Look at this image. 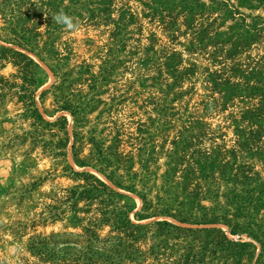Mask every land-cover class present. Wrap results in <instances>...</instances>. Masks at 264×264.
Listing matches in <instances>:
<instances>
[{"label":"rangeland","instance_id":"374dc122","mask_svg":"<svg viewBox=\"0 0 264 264\" xmlns=\"http://www.w3.org/2000/svg\"><path fill=\"white\" fill-rule=\"evenodd\" d=\"M61 10L79 31L54 22ZM0 45L38 63L25 84L0 59V264H237L221 244L232 227L259 247L264 0H0ZM62 96L83 108L76 141ZM31 103L65 119L33 126ZM71 168L148 227L115 229Z\"/></svg>","mask_w":264,"mask_h":264},{"label":"trees","instance_id":"16d2710c","mask_svg":"<svg viewBox=\"0 0 264 264\" xmlns=\"http://www.w3.org/2000/svg\"><path fill=\"white\" fill-rule=\"evenodd\" d=\"M8 53V54H7ZM10 54V55H9ZM12 57L15 59L16 63L23 69V79L24 83H28L30 81H33L34 78L31 76L30 72V67H38V63L33 60L32 57L28 56L27 54L14 50L12 48H5L0 45V59L4 58H9ZM56 78H59L58 74H55ZM66 81V74L62 73L60 76V85H52L51 87L54 88V97L59 98V93L61 91V86L65 83ZM11 85H7L4 81H0V88L4 89L3 93L1 94L2 96L7 95V93H11ZM58 92V94L56 93ZM19 93L20 98H24L27 100L32 101V93L28 92L27 87L25 85H20L19 86ZM61 108L65 110H69L74 117V141L77 140L78 133L76 131V124L81 122L78 118L79 111H82V105L81 103L79 104H74V102L70 101L69 97L67 96H62L61 100ZM33 106V108H28V114L37 122L32 124L33 126H38L41 125V123H44L46 126H56L59 124L64 118V116H59L57 117L53 122H48L46 121L42 115L39 113L37 107H34V104H30ZM64 131V135L66 139L68 140V132L66 131V127H62ZM42 133L43 131L40 130ZM50 136H54L55 134L50 131ZM75 145V142L73 143V147ZM105 167H108L106 165ZM71 172L74 173L77 176H81L84 174V186H82V189L78 191L77 195L78 197H81L82 195L84 196V200L86 201H92V200H99V204L101 206L100 208V214L103 216L104 219L109 220L108 217L111 215L115 216L116 222L114 223V228L117 230H126L129 228H132V232L130 236H137L138 230L142 228H147L148 225H143V224H137L133 223L130 218L128 217V214L126 211L122 210V206H120L119 200L117 197L120 196L118 192H116L113 188L108 186L104 181H102L100 178L96 177L95 175L84 172V173H79L71 168ZM112 171L109 172L107 175L111 180H114L112 178ZM72 198L75 197V192H72ZM165 224H168V222H164ZM238 228L232 227L230 229L231 234H238L239 237L235 240H229L227 237H223L221 240V244L226 243L228 245V248L226 249L227 256H230L232 259H234L237 264L241 263V260L243 259L244 255L246 254H254L255 256V250H258V253L255 258V264H264V239H256L257 243L259 244V247L257 244H254L253 242L249 240H245L243 237H241V233ZM247 234V236H252V234L248 230H244ZM254 238V237H252ZM255 239V238H254ZM254 248L255 250L248 251V248Z\"/></svg>","mask_w":264,"mask_h":264},{"label":"clouds","instance_id":"9594fccd","mask_svg":"<svg viewBox=\"0 0 264 264\" xmlns=\"http://www.w3.org/2000/svg\"><path fill=\"white\" fill-rule=\"evenodd\" d=\"M52 19L55 23L63 25L67 30L73 33L79 31V25L73 21V18L63 12V10L54 14Z\"/></svg>","mask_w":264,"mask_h":264}]
</instances>
